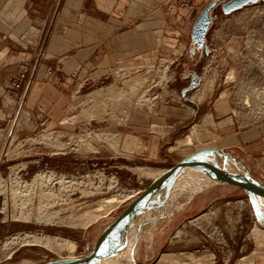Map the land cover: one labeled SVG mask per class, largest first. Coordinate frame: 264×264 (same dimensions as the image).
Masks as SVG:
<instances>
[{"label": "rangeland", "instance_id": "374dc122", "mask_svg": "<svg viewBox=\"0 0 264 264\" xmlns=\"http://www.w3.org/2000/svg\"><path fill=\"white\" fill-rule=\"evenodd\" d=\"M238 11L246 14L245 34L237 39L223 31L203 58L164 42L144 61H113L79 79L74 74L65 106L54 116L33 104L2 118L0 264L84 255L154 179L214 144L206 128L213 103L223 112L232 101L244 108L247 100L248 109L264 105V2ZM211 17H222L219 6ZM233 152L264 184V169ZM176 213L162 242H143L141 258L123 256L115 264H264V225L245 194L217 197L198 213ZM149 250L154 254L146 256Z\"/></svg>", "mask_w": 264, "mask_h": 264}, {"label": "crops", "instance_id": "0c3cea01", "mask_svg": "<svg viewBox=\"0 0 264 264\" xmlns=\"http://www.w3.org/2000/svg\"><path fill=\"white\" fill-rule=\"evenodd\" d=\"M207 1L210 0H0V124L4 116L29 105L33 109V104L37 109L44 108L42 113L56 115L74 87L71 76H80L88 68H102L118 60L144 61L164 42L172 48L187 46L190 57L206 56L214 51L213 38L225 35L223 31H231L237 39L245 34V13H222L221 18H213L204 48L196 50L192 27ZM23 68L29 70V86L25 83L15 90L11 82ZM227 105L228 111L223 112L217 111L213 103L211 113L206 115L210 120L206 128H211L209 136L214 143L208 147L231 156L235 151L263 170L264 105L255 109L246 105L243 108L235 101L232 107L230 102ZM196 106L198 109L199 104ZM126 141L135 144L133 138ZM185 193V202L177 203L178 196ZM240 193L243 191L235 186H198L180 178L164 191L161 199L169 194L167 202L150 212L133 251L128 250L124 257L141 258L140 244L162 242L164 228L173 226L178 210L198 213L217 197ZM153 254L149 250L146 256Z\"/></svg>", "mask_w": 264, "mask_h": 264}, {"label": "water", "instance_id": "95a60500", "mask_svg": "<svg viewBox=\"0 0 264 264\" xmlns=\"http://www.w3.org/2000/svg\"><path fill=\"white\" fill-rule=\"evenodd\" d=\"M261 1L264 2L227 0L219 5L216 1L208 3L192 27L191 39L195 49L200 51L204 48L205 37L213 20L211 12L216 6L227 15ZM196 82L197 78L194 77L192 85ZM180 178H187L198 185H229L241 189L249 201L254 218L264 225V184L226 151L205 147L186 156L154 179L103 229L92 245H87V253L44 264H115L128 254V250L133 251L135 239L147 222V216L165 205L169 194L161 199L162 194Z\"/></svg>", "mask_w": 264, "mask_h": 264}, {"label": "built area", "instance_id": "2783aa9c", "mask_svg": "<svg viewBox=\"0 0 264 264\" xmlns=\"http://www.w3.org/2000/svg\"><path fill=\"white\" fill-rule=\"evenodd\" d=\"M208 2V1H207ZM28 74H29V70L27 68H23L21 70V73H19L17 76H16V79H14L12 82H11V87L15 90H19L23 87V85L26 83L27 86H29V79H28ZM71 77H74V76H71ZM80 78V76H78V79ZM77 79V80H78ZM57 81L60 82V79L58 78Z\"/></svg>", "mask_w": 264, "mask_h": 264}, {"label": "bare ground", "instance_id": "6f19581e", "mask_svg": "<svg viewBox=\"0 0 264 264\" xmlns=\"http://www.w3.org/2000/svg\"><path fill=\"white\" fill-rule=\"evenodd\" d=\"M222 98H224V95H222ZM248 101L247 100H245L244 101V104L247 106L248 105ZM191 134L194 136L195 135V139H198L199 138V136H200V134H199V132L197 131V130H199L198 128H196V126H193L191 129ZM198 132V133H197ZM194 139V138H193ZM185 144H187V145H191L192 144V139L190 138V137H188L187 138V140L185 141ZM189 180V179H188ZM191 181V180H190ZM194 183V182H193ZM198 185V184H197ZM199 186V185H198ZM115 200H108V201H106L105 203H107V204H110V203H113ZM119 203V202H118ZM257 226V225H256ZM258 228H260L259 226H257ZM263 229V228H262ZM264 230V229H263ZM257 232V231H256ZM262 232V231H261ZM263 233V232H262ZM264 234V233H263ZM254 235V234H253ZM67 247V249L69 250V251H72L73 250V247L72 246H69V245H66ZM136 257V256H135ZM163 256H161L160 257V259H159V263H160V261H161V258H162ZM164 258H165V256H164ZM164 260V259H163Z\"/></svg>", "mask_w": 264, "mask_h": 264}]
</instances>
